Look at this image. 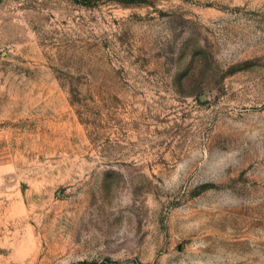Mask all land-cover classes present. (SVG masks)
<instances>
[{"label":"rangeland","instance_id":"374dc122","mask_svg":"<svg viewBox=\"0 0 264 264\" xmlns=\"http://www.w3.org/2000/svg\"><path fill=\"white\" fill-rule=\"evenodd\" d=\"M0 264H264V0H0Z\"/></svg>","mask_w":264,"mask_h":264}]
</instances>
